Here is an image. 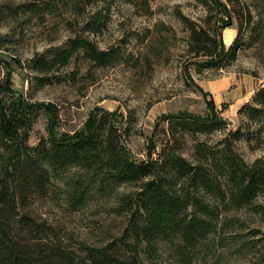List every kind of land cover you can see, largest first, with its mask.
Wrapping results in <instances>:
<instances>
[{"label": "rangeland", "instance_id": "obj_1", "mask_svg": "<svg viewBox=\"0 0 264 264\" xmlns=\"http://www.w3.org/2000/svg\"><path fill=\"white\" fill-rule=\"evenodd\" d=\"M230 9L232 25L227 27L239 28L237 56L224 60L223 68H212L204 66L202 52L190 51L188 27L218 29L217 19L224 16L197 0H0V56L10 87L23 104L42 106L28 129V143L35 145L49 131L79 130L98 109L112 113L138 159L146 158L151 144L160 148L166 137L167 125L159 120L164 114L212 111L229 122L228 129L243 126L246 131L247 120L238 109L264 85V0H241ZM93 21L98 28L90 29ZM75 37L115 50L116 59L95 65L78 50L65 65L32 68V58ZM248 131L235 141L236 151L247 162L264 159V117L249 123ZM222 135L213 132L209 140ZM191 152L187 140L184 155L190 158ZM75 171L69 168L54 180L57 193L35 201L34 210L71 242L103 246L125 228L128 213L120 196L133 187L121 185L71 208L59 191ZM254 202L264 206V193ZM219 209L213 233L192 247L159 243L151 264H264L262 213L251 207Z\"/></svg>", "mask_w": 264, "mask_h": 264}, {"label": "trees", "instance_id": "obj_2", "mask_svg": "<svg viewBox=\"0 0 264 264\" xmlns=\"http://www.w3.org/2000/svg\"><path fill=\"white\" fill-rule=\"evenodd\" d=\"M197 1L224 17L217 19L218 29L189 26L190 51L207 56L204 66L223 68L224 60L230 62L237 56L239 28L227 47L221 30L232 25L230 5L241 0ZM99 25L93 21L89 26L96 29ZM78 50L95 65L109 64L117 56L115 50L101 49L86 37H75L32 58V68L44 71L55 64L65 65ZM3 68L0 264H145L144 259L151 264L159 243L177 241L192 247L213 233L220 206L251 207L264 216V206L254 202L264 193V159L247 162L234 147L235 141L250 134L249 123L264 117V85L238 109L247 120L246 131L243 126L228 129L229 122L212 111L203 116L187 110L164 114L159 120L167 125L166 137L160 148L156 151L151 144L146 158L138 159L127 147L124 129L112 113L100 109L91 113L83 128L49 131L30 145L28 129L42 106L21 102L10 87L0 56V71ZM216 131L223 135L211 142L209 135ZM187 140L192 141L190 158L184 155ZM72 167L76 171L59 191L71 208H78L94 195L112 194L121 185L133 187L120 196L121 207L128 213L125 228L103 246L71 242L34 210L35 201L57 193L59 185L54 180ZM182 256L188 255L182 252Z\"/></svg>", "mask_w": 264, "mask_h": 264}, {"label": "crops", "instance_id": "obj_3", "mask_svg": "<svg viewBox=\"0 0 264 264\" xmlns=\"http://www.w3.org/2000/svg\"><path fill=\"white\" fill-rule=\"evenodd\" d=\"M236 32L237 30L234 27H225L222 30V39L226 46H228L232 42V40L236 36Z\"/></svg>", "mask_w": 264, "mask_h": 264}]
</instances>
